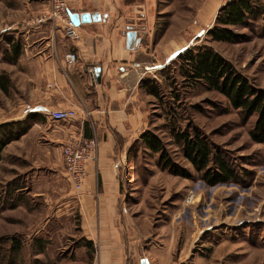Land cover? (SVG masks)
<instances>
[{
  "label": "rangeland",
  "instance_id": "rangeland-1",
  "mask_svg": "<svg viewBox=\"0 0 264 264\" xmlns=\"http://www.w3.org/2000/svg\"><path fill=\"white\" fill-rule=\"evenodd\" d=\"M230 1L149 0L151 36L143 42L149 51L157 49L159 63L144 79L157 81L162 95L160 100L142 97L150 115L146 131L158 135L193 178L161 170L158 155L143 142L119 161L128 211L146 229L185 239L186 264H264V143L249 135L256 117L245 120L221 94L191 87L178 61L191 48L211 46L264 90V17L235 29L244 36L239 43L212 42L207 36ZM36 3L0 0V76L19 64L7 41L19 42L22 50L25 44L22 30L8 26L28 18ZM20 82L7 95L0 90V126L30 125L23 118L27 104ZM187 126L200 129L215 150L236 163L239 182L209 186L201 179L172 136L173 129ZM22 136L6 146L0 162V239L17 238L22 247L0 264H92L96 251L82 235L78 192L60 152L42 138L24 143Z\"/></svg>",
  "mask_w": 264,
  "mask_h": 264
},
{
  "label": "crops",
  "instance_id": "crops-1",
  "mask_svg": "<svg viewBox=\"0 0 264 264\" xmlns=\"http://www.w3.org/2000/svg\"><path fill=\"white\" fill-rule=\"evenodd\" d=\"M145 3L67 0L71 14L96 16L78 26L75 41L65 37L60 23L35 25L34 19L49 11V0H37L28 18L8 26V30H22L25 44L17 58L21 68L12 64L13 69L6 70L10 84L7 91L0 90L7 95L21 79L24 101L35 108L26 117L30 125L21 138L24 143L42 138L62 159L68 143L91 139L99 143L96 160L87 164V179L77 193L82 235L96 251L92 264H141L142 259L149 264H186L185 239L146 229L128 211L122 170L116 167L149 125L142 98L147 95L140 84L159 59L157 49L149 51L143 42L152 27L149 0ZM71 52L78 60L70 68L66 55ZM90 69L100 70L99 81ZM66 109H75L78 118L59 123L47 117Z\"/></svg>",
  "mask_w": 264,
  "mask_h": 264
},
{
  "label": "trees",
  "instance_id": "trees-1",
  "mask_svg": "<svg viewBox=\"0 0 264 264\" xmlns=\"http://www.w3.org/2000/svg\"><path fill=\"white\" fill-rule=\"evenodd\" d=\"M264 17V0H233L221 8L216 23L207 33L212 42L239 43L244 37L236 32L238 27H247L251 21ZM12 51V58L17 60L22 48L19 42L7 41ZM180 75L191 87L201 86L224 96L233 109L238 110L245 120L256 117L255 124L249 135L253 142L264 143V90L259 89L239 72L235 66L216 52L211 46L194 47L179 56ZM151 69L154 65L149 66ZM10 80L3 73L0 76V89L7 91ZM142 90L149 97L160 100L161 85L151 79H143L140 84ZM18 127V130H14ZM28 131V127L21 128L20 123L0 126V162L6 146L19 139ZM172 136L181 148L184 157L191 163L201 179L209 186L236 183L241 179L238 166L222 150H215L207 136L195 126H187L184 130L173 129ZM138 142L158 155L157 166L169 174L184 179H192L193 174L177 163L164 142L154 132L147 130ZM132 145V148H133ZM132 150V149H131ZM264 164V160H263ZM18 189V188H17ZM12 204L10 207H14ZM92 245L91 241L86 240ZM0 262L10 257L11 253H18L22 247L20 240L11 238L0 239ZM10 243L9 248L5 245ZM4 244V245H3Z\"/></svg>",
  "mask_w": 264,
  "mask_h": 264
},
{
  "label": "built area",
  "instance_id": "built-area-1",
  "mask_svg": "<svg viewBox=\"0 0 264 264\" xmlns=\"http://www.w3.org/2000/svg\"><path fill=\"white\" fill-rule=\"evenodd\" d=\"M50 8L46 13L41 14L34 19L35 25H43L47 22L60 23L64 35L70 40H78V26L72 21L71 12L69 10L67 0H49ZM78 57L76 53L66 55L67 67H74ZM92 78H96V69H90ZM50 88L54 85H49ZM35 111L31 104L24 106L23 118L28 117ZM47 117L53 122H70L78 118V112L75 109L56 110L47 114ZM99 149V143L96 139L82 140L76 143H68L62 149L63 163L67 173V178L71 186L80 193L87 179V164L96 160ZM117 168L120 167L119 163ZM190 200V198H189ZM188 200V202H189ZM191 200H193L191 196Z\"/></svg>",
  "mask_w": 264,
  "mask_h": 264
},
{
  "label": "water",
  "instance_id": "water-1",
  "mask_svg": "<svg viewBox=\"0 0 264 264\" xmlns=\"http://www.w3.org/2000/svg\"><path fill=\"white\" fill-rule=\"evenodd\" d=\"M71 18L72 21L75 23L76 26H79L81 23L85 24V23H90L92 20L96 19L95 15H91L90 13H84L82 15H78V14H71ZM96 80L99 81L100 79V70L96 71ZM141 264H149L147 259H142L141 260Z\"/></svg>",
  "mask_w": 264,
  "mask_h": 264
}]
</instances>
